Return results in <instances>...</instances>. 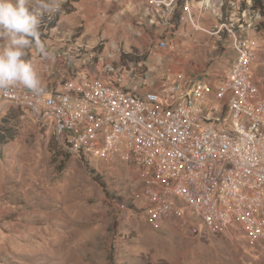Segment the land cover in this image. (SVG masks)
<instances>
[{
  "label": "rangeland",
  "instance_id": "rangeland-1",
  "mask_svg": "<svg viewBox=\"0 0 264 264\" xmlns=\"http://www.w3.org/2000/svg\"><path fill=\"white\" fill-rule=\"evenodd\" d=\"M77 2L52 0L59 10L45 16L56 22L46 31L45 42L39 40L50 56L43 55L35 44L26 50L24 59L32 62L40 78L47 66L51 73L48 77L54 81L64 74L55 58V49L66 40L46 42L66 33L70 39L67 46H85L112 61L114 70L110 76L123 87H139L137 74L141 70L148 72L149 85L158 78L173 79L175 67L159 53L168 55L174 49L182 55L198 53L199 59L205 60L200 73L212 84L218 82L229 65L231 51L224 31L221 35L207 33L208 41H199L201 45L193 40L201 32H196L186 19L185 0L176 1L169 16L160 18L157 25L144 14L143 7H151L148 11L154 12L158 22V14L148 0H103V8L105 3L112 5L107 9L110 13L124 9L120 30L125 36L102 39V28L90 23L96 16L77 20L83 13L77 11ZM188 2L196 25L209 31L222 23L236 22L241 18L243 3L246 7L252 4V0ZM174 12L180 13V21L178 28L171 30ZM58 24L65 33L57 28ZM88 25L96 28L89 30ZM83 33L84 43H75L74 38ZM148 34L154 42L147 44L150 49L145 51L139 40ZM253 35L258 48L254 76L264 95V16ZM90 37L100 40L87 44L85 39ZM111 37L118 41L116 46L108 43ZM161 40L169 45L160 47ZM149 52L152 56L146 63ZM129 62H143V67L132 75ZM92 73L98 74L95 69ZM142 89L146 87H139ZM5 124L15 134L0 152V264H264V240L248 241L240 230L232 235L228 230L211 231L184 203L180 204L182 217L154 223L145 201L138 195L142 173L130 161L120 157L110 161L87 159L70 152L59 143L48 117L37 118L21 105L0 101V125Z\"/></svg>",
  "mask_w": 264,
  "mask_h": 264
},
{
  "label": "built area",
  "instance_id": "built-area-1",
  "mask_svg": "<svg viewBox=\"0 0 264 264\" xmlns=\"http://www.w3.org/2000/svg\"><path fill=\"white\" fill-rule=\"evenodd\" d=\"M176 1L148 0L157 23ZM188 1L189 24L224 31L229 40L230 62L215 85L178 71L147 88L148 72L141 70L137 84L146 89L123 87L111 78L114 64L102 52L66 41L55 51L65 71L61 78L42 80L39 95L20 85L0 90V101L48 117L70 152L133 163L142 173L138 195L154 223L182 217L184 203L211 231L240 230L248 241L264 240V95L252 69L258 48L249 34L258 31L262 14L249 4L236 22L209 31L196 25ZM128 65L135 75L143 62Z\"/></svg>",
  "mask_w": 264,
  "mask_h": 264
},
{
  "label": "clouds",
  "instance_id": "clouds-1",
  "mask_svg": "<svg viewBox=\"0 0 264 264\" xmlns=\"http://www.w3.org/2000/svg\"><path fill=\"white\" fill-rule=\"evenodd\" d=\"M58 10L52 0H0V90L20 85L42 93L40 75L24 57L34 44L43 55H51L39 41V30L43 17Z\"/></svg>",
  "mask_w": 264,
  "mask_h": 264
},
{
  "label": "crops",
  "instance_id": "crops-1",
  "mask_svg": "<svg viewBox=\"0 0 264 264\" xmlns=\"http://www.w3.org/2000/svg\"><path fill=\"white\" fill-rule=\"evenodd\" d=\"M102 2H103V0H79L75 4V7L77 8V11L79 10V14H81V12H83V13H82V16L80 18L78 17L77 20H81L82 18L85 19L86 16L88 17L89 15L96 16V18L94 19V22H90V23L96 24L95 25L96 27H101L102 28V37H101V39L103 37L105 38L107 36H115V35L117 37H119V38L120 37H124L125 36L124 31L122 29L120 30V28L122 26L120 21L123 18V15H122L123 13L122 12L124 11V9L118 8L117 10H114L112 13H110L109 11H107V9L111 8L112 5H109V3H105L106 8H103L101 6ZM121 2H122V0H121ZM134 6H135V4H134ZM150 9H152V8L149 7V6L146 7V8L143 7L144 14L146 13L145 14L146 15V19H148L152 24H155V25L159 24L156 21V18L154 16V12L153 11H151V12L148 11ZM147 14H151V17L149 18ZM115 19H116V22H113ZM140 19H144V18L140 15ZM61 24L64 25V23H61ZM59 25L60 24L57 25V28L59 30H61L62 33H65V32H63V29H62L63 27L60 28ZM95 26L94 25H88V26H86V28L89 29V30H93V29L96 28ZM197 30H200L199 32H201V33H196V35L194 36L193 40L195 42H198L199 45H201V42H199V41L207 40V37H208L207 33L208 32H205L202 29H196V32H198ZM249 34L252 37H254V35H253V33L251 31H249ZM67 36H68L67 33H66V35L64 34L61 37L56 35V39L53 40V39L49 38V40L46 42V44H48V43L52 44L54 42L58 43L61 40H66V41L69 42L70 39ZM82 36L84 37L85 33H83V35L81 34L80 36L75 37L74 38V42L75 43H82L83 42L82 41ZM128 38L129 37H127V39ZM143 38L144 39H142L141 41L138 39L139 40V44L141 43V45L144 47V50L148 51L150 49L148 45L151 42H154V41L151 39V36L149 34H148L147 37H143ZM98 40H100L99 37H94V38L90 37L88 39H85V42L87 44L88 43H96V42H98ZM111 40H112V37L109 39L108 43L109 44H113V45L116 46L118 41L116 39H113L112 41ZM130 43H133V42L130 41ZM125 44H127V43H125ZM204 45H206V43ZM136 47L138 48V50H141L140 49L141 47L139 45H137ZM55 51H56V49H55ZM159 55L162 56V57H166V58L168 57V59H170L172 65L175 67V72H178L180 70V71H183V72L198 73V76H201V77H203V75H204V74L200 73V70L204 68V61L205 60L204 59H202V60L199 59L198 53H196L194 56H193V54L182 55V53L177 54V52L174 49V50H171L168 55H164V54L162 55L160 53H159ZM151 56H152V52L151 53L149 52V56H148V58L146 60V63L149 61ZM187 58H189V60H192V63L189 62L187 60ZM252 69H253V72L255 73L256 68L253 65H252ZM49 70H50L49 66H47L46 70H45V75H44L43 78H41V81L44 80L45 78H49L48 77L49 75L51 76V73L49 72ZM176 70H178V71H176ZM256 79H258V78L256 77ZM156 84H157V81H154L152 84L149 85V87L150 88H154L156 86ZM213 85H215V84H213ZM262 89H263V86H262Z\"/></svg>",
  "mask_w": 264,
  "mask_h": 264
},
{
  "label": "trees",
  "instance_id": "trees-1",
  "mask_svg": "<svg viewBox=\"0 0 264 264\" xmlns=\"http://www.w3.org/2000/svg\"><path fill=\"white\" fill-rule=\"evenodd\" d=\"M79 0H69V2H77ZM242 11H244L246 9V6L242 5ZM251 10H257L259 11L262 16H264V4H263V0H252V4L250 6ZM179 21H180V13H173L171 19H170V26L169 28L171 30H176L178 28L179 25ZM56 20L52 19V18H47V16H44L42 21H41V25H40V30H39V40H41L42 43L45 42V39L47 38L46 35V31L49 28H52L55 25ZM133 51L135 52V50L133 49ZM134 57V56H133ZM128 58V57H127ZM135 59H143V57L140 58V56H136L134 57ZM5 123H7L6 120H4ZM14 131L11 127L5 125H0V152H1V148L2 146L8 141L11 140L12 138H14Z\"/></svg>",
  "mask_w": 264,
  "mask_h": 264
}]
</instances>
